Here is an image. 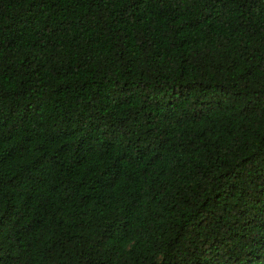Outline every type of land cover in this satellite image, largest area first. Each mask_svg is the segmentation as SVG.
I'll list each match as a JSON object with an SVG mask.
<instances>
[{
    "label": "trees",
    "instance_id": "obj_1",
    "mask_svg": "<svg viewBox=\"0 0 264 264\" xmlns=\"http://www.w3.org/2000/svg\"><path fill=\"white\" fill-rule=\"evenodd\" d=\"M0 264H264V0H0Z\"/></svg>",
    "mask_w": 264,
    "mask_h": 264
}]
</instances>
